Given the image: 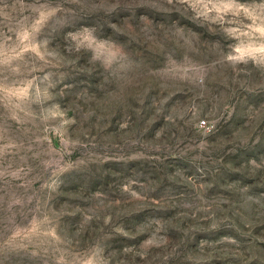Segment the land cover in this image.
I'll return each mask as SVG.
<instances>
[{
    "label": "rangeland",
    "instance_id": "374dc122",
    "mask_svg": "<svg viewBox=\"0 0 264 264\" xmlns=\"http://www.w3.org/2000/svg\"><path fill=\"white\" fill-rule=\"evenodd\" d=\"M0 264H264V0H0Z\"/></svg>",
    "mask_w": 264,
    "mask_h": 264
},
{
    "label": "built area",
    "instance_id": "2783aa9c",
    "mask_svg": "<svg viewBox=\"0 0 264 264\" xmlns=\"http://www.w3.org/2000/svg\"><path fill=\"white\" fill-rule=\"evenodd\" d=\"M200 126L202 127V128H204L205 130H207V131H211L212 129H213V126L210 124V122H208V120H206V119H202L201 121H200Z\"/></svg>",
    "mask_w": 264,
    "mask_h": 264
}]
</instances>
